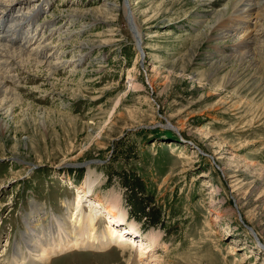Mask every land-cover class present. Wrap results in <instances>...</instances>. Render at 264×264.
Returning a JSON list of instances; mask_svg holds the SVG:
<instances>
[{
  "label": "rangeland",
  "instance_id": "obj_1",
  "mask_svg": "<svg viewBox=\"0 0 264 264\" xmlns=\"http://www.w3.org/2000/svg\"><path fill=\"white\" fill-rule=\"evenodd\" d=\"M41 2L2 0L20 17ZM124 2L49 0L34 36L0 33L30 54L2 60L0 264L25 248L35 203L66 217L88 174L92 198L157 247L142 259L132 242L88 245L37 264H264V35L245 58L237 45L256 19L221 31L236 0H128L140 46Z\"/></svg>",
  "mask_w": 264,
  "mask_h": 264
},
{
  "label": "bare ground",
  "instance_id": "obj_2",
  "mask_svg": "<svg viewBox=\"0 0 264 264\" xmlns=\"http://www.w3.org/2000/svg\"><path fill=\"white\" fill-rule=\"evenodd\" d=\"M48 1L49 0H42L40 3L41 5L38 4L34 6L30 15H24L23 13V17H20L18 15L20 8H14V4H11L12 6L10 5V7L5 6V4L2 3V0H0V26H5L0 28L1 36L4 37V34L7 33L6 36L9 37V41L12 43L16 36L22 38L20 35L21 33H32L30 35L34 36V18L37 14L46 9L44 6H47ZM123 9L126 18L131 24L132 33L137 40V44L141 46V30L128 0H125ZM263 10L264 2L262 1L254 2V0H236L233 17L229 18V20L225 21L223 24H219L221 25V31H230L229 27L236 25L235 22L241 18L245 21L256 19L255 22L253 21L252 27L248 29L250 31H247L243 35L241 42L237 44L238 48L243 49L241 57L245 58V56L253 55V53H256L255 51H257L256 47L260 43L258 40L261 38L258 35H261V33L262 36L264 35V23H261V20H264V15L261 14ZM11 19H15L17 24L14 23V21L13 23L12 21L10 22ZM22 21L28 24V29L20 30V26L24 23H22ZM219 21L221 20L219 19ZM232 23L234 25H231ZM8 28L13 29L9 30ZM28 55H30L28 52L23 51L22 49L18 51L13 45H4L3 43H0V97L2 94L8 96L10 90L6 87L4 80L8 78L6 73L8 74L11 69L9 70V68L6 69L5 67L8 64V60H5V62L2 60L5 58L7 59V57H29ZM65 63L66 61H63V57H57L54 63H49V66L50 69L53 70L61 67ZM1 79L3 81H1ZM86 182L87 184L85 187L82 186L77 188V197L73 201L69 200L65 203L68 211L66 217L54 215L52 219L53 221H49V213L42 211L43 208L41 205L35 203V207H33V210L28 213V216L25 219L28 227V230L26 232L24 231L25 233L23 236V241H25L24 244H26L25 248L23 247V243L20 244L17 242L15 250L12 252V258H10L11 260L8 261V264H37L38 262L36 263L35 261L36 258L48 261L55 252L67 251L70 250V248H83L88 245L91 247L102 245L107 248L116 245L124 246L126 243L128 244V242L137 244V247L140 248L139 251H141L140 257L142 256V259L147 258L149 252L157 247L156 238L153 236H149L150 239L149 237L141 238V236L137 235L134 224L127 225V227L124 226L126 224V214L123 210L118 209V205L116 204L105 206L103 204L101 205L99 199L94 200L91 194L96 185V181L92 179L90 174H88ZM85 204H88L90 212L85 210ZM101 217L106 220V226L102 231L97 232L96 223ZM28 254L32 259H29Z\"/></svg>",
  "mask_w": 264,
  "mask_h": 264
}]
</instances>
